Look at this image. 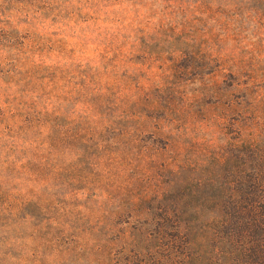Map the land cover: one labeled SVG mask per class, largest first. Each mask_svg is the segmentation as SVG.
<instances>
[{"label":"trees","instance_id":"16d2710c","mask_svg":"<svg viewBox=\"0 0 264 264\" xmlns=\"http://www.w3.org/2000/svg\"><path fill=\"white\" fill-rule=\"evenodd\" d=\"M133 3L148 7L144 0ZM233 3L152 0L151 8L164 5L163 17L154 29L133 30L126 41L131 45L129 62L134 65L153 66L161 61L157 60L159 55H166L172 61L166 72L182 81H191L187 80L189 76L220 79L206 92L192 93L187 108L206 111L217 104L229 105L239 131L234 158L226 154L214 164L204 159H183L189 146L185 144L186 134L176 130L175 123L168 119L167 115L176 111L171 100L163 104V97L157 95L142 99L140 94L145 89L140 86V93L129 97L121 93L126 84L99 77L98 103L88 102L86 111L95 119L94 146L106 156L92 163L100 173L97 193L79 195L81 191L76 189L75 197L91 202L86 215L99 223L106 215L145 221L129 224L118 233L113 243L118 251L110 249L111 254L116 252L111 264H264V119L254 112L250 97L255 90L254 70L243 61L240 49L230 46L234 36L246 32L243 27L253 19L254 10L248 9L241 16L242 30L236 32L233 27L238 15ZM0 25V30L9 28ZM145 40L147 44H143ZM121 57L120 64L124 55ZM52 74L51 82L56 84V75ZM3 76L1 79H13L10 73ZM227 82L231 85L223 89ZM109 86L112 88L107 89ZM114 88L119 90L116 95L112 93ZM235 94L238 101L233 100ZM62 100L53 112L46 111L40 127L54 160L36 188L54 189L59 179L78 173V144L85 142L81 132L87 130H63V121L72 117L66 116L67 100ZM0 112L5 115L4 109ZM161 113L165 116L162 119ZM30 122L28 131L37 128ZM231 162L232 171L228 170ZM131 167L155 172L158 176L149 187L155 190L135 198L128 187L118 185L120 175ZM161 176L167 181H160ZM125 199L128 205L122 209L106 208ZM46 203L42 198L24 199L14 205L13 211L19 215L34 207L41 214Z\"/></svg>","mask_w":264,"mask_h":264},{"label":"rangeland","instance_id":"374dc122","mask_svg":"<svg viewBox=\"0 0 264 264\" xmlns=\"http://www.w3.org/2000/svg\"><path fill=\"white\" fill-rule=\"evenodd\" d=\"M120 2L121 0H100V3L89 2L78 7L72 4L71 0H3V3H0V15L7 17L15 13L18 17L17 24H28L34 29L35 24L27 17L36 12H41L43 19H50L53 25L62 20H70L74 16L78 17L77 22H87L99 19L101 6L108 8ZM127 2L136 12V18L121 33L123 39L119 43L117 35H113L112 41L108 42V48L100 58L103 72L89 64L80 71L81 79L73 78L75 83L71 92L61 97L67 100L66 116L72 117L63 121V130L81 128L87 131L81 132L85 142L78 144V173L75 176L67 174L57 181L56 188L48 190L36 188L37 182L44 178L45 173L50 170L47 169L48 166L54 160L50 155V147H45L43 140L46 136L41 135L40 129L45 123L46 111L41 112L37 108L31 94L38 90L46 92L43 81L51 82L53 74L46 68L43 71L29 68L27 54L33 51L34 47L43 51L53 41L51 37L41 36L34 31H20L11 19H0V23L9 26L0 30V53H4V56L0 57V109L5 110V115L0 112V264H111L110 259L116 252L111 254L110 249L118 251L113 244L117 242L118 233L129 224L145 223L135 218L119 219L115 215H106L102 219L103 223H99L86 215L91 202H88L86 197H80L78 200L75 197L76 189L81 191L79 195L86 193L93 196L97 193L95 191L100 173L93 168L92 163L106 156L104 151L94 146L97 142V138L92 135L95 119L87 115L86 111L88 102L98 103L100 76L103 81H121L126 84V90L121 92L126 96L139 94L137 87L140 86L145 89L140 94L142 99L157 95L163 97V104L171 100L176 111L167 115L168 119L175 123L176 130L186 134L185 144L189 146L183 154V159H204L214 164L226 154L234 158L239 131L234 112L229 110V105L217 104L206 111L200 110L199 107L194 110L187 108L192 93L206 92L220 79L199 78L198 81L196 76H189L187 80L191 81H182L174 73L166 72L172 62L166 55H159L157 60L161 61H156L153 66L147 63L141 67L130 63L131 45L126 41L127 36L135 29H154L163 17L164 5L157 4L151 8L149 17L140 20L134 0ZM88 7L96 9L98 15L92 17L85 13L84 9ZM232 7L240 17L235 19L238 20L233 27L236 32L242 30L239 25L242 23L241 16L248 9L254 10L253 19L243 27L246 32L239 34V37L234 36L230 46L240 49L243 61L254 70L252 83L255 84V90L250 97L254 102V112L264 119V1L234 0ZM112 16L122 18L113 20L105 14L104 22L123 23V20L127 19L121 12H114ZM55 35L58 33H53V36ZM147 42L145 40L143 44ZM108 49H111L110 57L107 55ZM122 54L124 58L120 64ZM4 73H10L13 79H1ZM192 80L194 82L190 83ZM52 84L54 89L59 87L58 84ZM229 85L231 83L227 82L223 89ZM111 88L112 86L107 87ZM118 92V88L112 90L113 95ZM38 99L42 100L43 97ZM238 99L239 95L235 94L233 100ZM77 105L84 107L77 111ZM159 117H165L164 113ZM30 121H33L37 128L28 131L27 124ZM232 163L228 170H233ZM156 176L158 175L153 171L131 167L125 174L120 175L118 185L128 187V193H132L136 198L155 190L149 187L155 182ZM160 181L166 182L167 178L161 176ZM35 198H42L47 202L46 209L41 214L37 213L34 207L25 213L14 214V205L24 199ZM127 205L125 199L122 202H111L106 208L116 211ZM26 214L29 215L28 219L25 218Z\"/></svg>","mask_w":264,"mask_h":264},{"label":"clouds","instance_id":"9594fccd","mask_svg":"<svg viewBox=\"0 0 264 264\" xmlns=\"http://www.w3.org/2000/svg\"><path fill=\"white\" fill-rule=\"evenodd\" d=\"M89 2L100 3V0H71V3L78 7H82ZM151 2L152 0H144V4L148 5V7L135 6L139 11L140 20H145L149 17ZM0 3H3V0H0ZM84 12L92 17L98 15V11L90 7L85 8ZM114 12L123 13V16H126L127 19H124L123 23H105V14H108L113 20L122 18L113 17L112 13ZM17 18L15 13L7 17L0 15V19H11L12 23L19 27L22 32L26 29L34 31L41 36L51 37L53 41L43 51H40L38 47H34L33 51H29L27 54L29 68H38L41 71L46 68L50 73H55L56 75L58 88L54 89L52 82L45 80L43 84L46 92L45 90H38L31 94L32 100L36 102L37 108L41 112L47 111L51 113L55 107L64 102L59 97L66 96L71 92L75 83L73 78L77 80L82 78L79 73L85 67L91 64L93 68L100 69L103 72L100 58L105 54L108 42L112 41L113 35L119 37L117 43L123 39L121 33L127 29L129 24L133 23L136 18V12L127 0H121L120 3L114 4L112 7L104 8L101 6L99 19L88 20L87 22H77L78 17L74 16L70 20H62L60 23L53 25L50 19H43L41 12H36L34 15L27 17L32 24H35V28L33 29L28 24H17ZM0 27H3V25H0ZM53 33H58V35L53 36ZM107 55L111 56V49H108ZM2 56H4V53H0V57ZM62 76L66 78L61 79ZM72 94L74 95L75 93L73 92ZM38 97H43V99H38ZM83 107V105H77V111H80ZM42 131H45V135L47 134L46 130L42 129Z\"/></svg>","mask_w":264,"mask_h":264}]
</instances>
